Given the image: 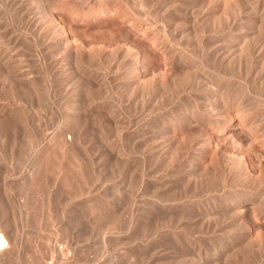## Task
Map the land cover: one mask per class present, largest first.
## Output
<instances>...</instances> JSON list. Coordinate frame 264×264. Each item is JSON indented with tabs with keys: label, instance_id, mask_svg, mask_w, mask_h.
I'll use <instances>...</instances> for the list:
<instances>
[{
	"label": "rangeland",
	"instance_id": "1",
	"mask_svg": "<svg viewBox=\"0 0 264 264\" xmlns=\"http://www.w3.org/2000/svg\"><path fill=\"white\" fill-rule=\"evenodd\" d=\"M263 11L0 0V264H264Z\"/></svg>",
	"mask_w": 264,
	"mask_h": 264
},
{
	"label": "bare ground",
	"instance_id": "2",
	"mask_svg": "<svg viewBox=\"0 0 264 264\" xmlns=\"http://www.w3.org/2000/svg\"><path fill=\"white\" fill-rule=\"evenodd\" d=\"M244 2V1H243ZM248 2V1H247ZM249 4V3H248ZM253 4H255L254 2H253ZM49 9V8H48ZM159 9V8H158ZM253 9V8H252ZM47 10V9H46ZM162 10V9H161ZM222 10V9H221ZM262 10V9H261ZM161 12V11H160ZM264 12V11H263ZM224 13V12H223ZM53 14V13H52ZM220 14V13H219ZM173 15V14H172ZM191 15V14H190ZM239 15H240V13H239ZM52 16V15H51ZM191 18V17H190ZM260 18V17H259ZM192 20V19H191ZM55 22V21H54ZM188 22V21H187ZM208 22V21H207ZM227 22V21H226ZM234 22V21H233ZM251 22V21H250ZM228 23V22H227ZM261 23V22H260ZM161 24V23H160ZM59 25V24H58ZM218 25V24H217ZM165 27V26H164ZM167 28V27H166ZM191 28V27H190ZM124 29V28H123ZM18 32V31H17ZM17 35V34H16ZM6 36V35H5ZM12 36V35H11ZM262 36V35H261ZM237 38V37H236ZM234 40V39H233ZM244 41V40H243ZM211 43V42H210ZM209 43V44H210ZM36 44V43H35ZM244 44V43H243ZM241 45V44H240ZM16 46V45H15ZM23 46V45H22ZM42 46V45H41ZM203 46V45H202ZM240 47V46H239ZM239 49V48H238ZM243 49V48H242ZM240 50V49H239ZM40 51V50H39ZM242 52V51H241ZM245 52V51H244ZM257 54V53H256ZM15 59V58H14ZM177 59V58H176ZM262 61V60H261ZM10 63V62H9ZM181 63V62H180ZM204 63V62H203ZM5 65V64H4ZM4 67V66H3ZM175 67V66H174ZM181 67V66H180ZM205 67V66H204ZM6 68V67H5ZM206 69V68H205ZM254 69V68H253ZM179 70H181V69H179ZM37 72V71H36ZM36 72H34V73H36ZM214 72V71H213ZM217 73V72H216ZM15 74V73H14ZM12 75V74H11ZM182 75V74H181ZM210 76V75H209ZM208 78V77H207ZM13 80H14V78H13ZM16 81V80H15ZM27 85V84H26ZM33 89V88H32ZM249 90V89H248ZM203 93V92H202ZM253 93V92H252ZM201 94V93H200ZM258 95V94H257ZM228 98V97H227ZM21 102V101H20ZM221 102V101H220ZM205 105V104H204ZM210 106V105H209ZM243 106V105H242ZM4 110V109H3ZM240 111V110H239ZM247 111V110H246ZM239 113V112H238ZM235 114V113H234ZM262 114V113H261ZM0 115H2V114H0ZM234 116V115H233ZM243 116V115H242ZM250 127V126H249ZM55 132V131H54ZM66 133V132H65ZM235 134V133H234ZM244 134V133H243ZM231 135V134H230ZM63 136H65L64 134H63ZM253 137V136H252ZM256 138V137H255ZM235 139V138H234ZM246 140V139H245ZM250 140V139H249ZM248 140V141H249ZM242 141V140H241ZM237 143H238V140H237ZM244 145V144H243ZM215 146V145H214ZM261 152V151H260ZM264 155V154H263ZM255 157V156H254ZM259 161V160H258ZM257 163V162H256ZM249 164V163H248ZM258 165V164H257ZM249 168V167H248ZM1 243H2V240H1V236H0V245H1Z\"/></svg>",
	"mask_w": 264,
	"mask_h": 264
}]
</instances>
